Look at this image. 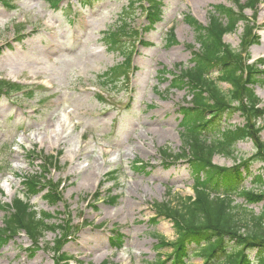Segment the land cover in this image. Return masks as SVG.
Segmentation results:
<instances>
[{
	"label": "rangeland",
	"instance_id": "rangeland-1",
	"mask_svg": "<svg viewBox=\"0 0 264 264\" xmlns=\"http://www.w3.org/2000/svg\"><path fill=\"white\" fill-rule=\"evenodd\" d=\"M129 3L95 0L80 5L78 0H61L53 11L45 0L0 2V79L25 87L0 96V204L14 198L25 201L26 196L36 212L50 216L49 225L60 224L68 213L75 231L62 251L82 264L165 260L170 249L156 251V236L174 241V229L169 219L155 214L153 205H177L179 199L192 196L194 184L186 163H166L158 153L177 154L182 146L179 108L188 106L190 97L186 90H168V85L170 72L188 68L192 50L198 49L184 16L206 26L213 6L233 5L232 0H159L160 19L150 25L147 3L133 8ZM125 15L140 30L137 40L142 44L135 42L133 47L128 80L113 83L105 73L123 56L108 48L109 38L103 33L115 29ZM255 20L259 39L248 50L250 62L264 57V0ZM171 28L176 43L168 45ZM241 35L239 24L223 41L239 51ZM159 71L168 75L160 77ZM98 84L108 91L102 93ZM218 85L224 92L229 89ZM254 93L264 101V86L256 85ZM242 123L238 114L228 120L231 127ZM260 124L264 142V121ZM32 150L58 158L48 175L52 183L60 182L56 202L44 198L46 190L31 195L23 185V176L39 172L38 162L26 158ZM253 151L251 141L238 142L233 155L214 156L213 163L229 168ZM251 167L254 175L260 173L259 163ZM241 184L246 191L253 187L249 178ZM96 191L98 200L93 199ZM230 194L234 205L254 214L264 206V201L248 205L240 190ZM5 213L0 210V227ZM112 231L123 236L120 249L110 242ZM56 234L45 233L40 250L25 234H18L0 248V264H53L52 254L43 247L51 246ZM196 250L187 264H202Z\"/></svg>",
	"mask_w": 264,
	"mask_h": 264
},
{
	"label": "trees",
	"instance_id": "trees-1",
	"mask_svg": "<svg viewBox=\"0 0 264 264\" xmlns=\"http://www.w3.org/2000/svg\"><path fill=\"white\" fill-rule=\"evenodd\" d=\"M60 1L46 0L54 10H58ZM145 1L148 4L146 13L152 25L159 19V2ZM232 1L231 8L213 6L206 26H201L190 16H184L185 23L195 34L199 49L191 53L189 68L180 69L178 73L170 72L172 79L169 88L186 90L191 100L190 106L180 108L185 118L180 152L169 154L161 150L160 154L166 163L171 160L186 163L194 182L193 196L179 199L177 205L170 202L153 205L155 214L169 219L174 229V241L165 242L162 237L157 238V249L170 248L166 255V261L170 264H187L194 247H197V255L204 258L202 264H264V206L258 214H254L252 210L234 205L230 194L239 189L244 178H251L253 190L242 191L246 203L251 205L264 201V142L259 137L263 129L259 122L264 121V102L260 108L261 102L254 93L255 85L264 86V69H261L264 58L248 63V49L258 42L252 20L261 0ZM139 2L131 0L130 8ZM246 9L252 11V19L244 15ZM125 18H129V15H125ZM239 23L243 25V30L239 51H234L222 42V37L234 32ZM137 35L138 32L124 18L120 19L115 29L105 34L109 38L108 48L124 58L123 64L105 74L107 78H112L111 82L119 76L126 79L132 53L130 44ZM167 37L169 43H175L173 31ZM214 73L216 79L211 78ZM218 83L227 84L229 89L222 91ZM14 89H19L18 85L0 80V95ZM234 114L243 119L241 126L231 127L227 123ZM244 140H250L253 144L254 153L250 158L229 168L212 162L215 155L231 156L234 146ZM26 157L31 162L40 161L39 173L24 177L23 185L28 193L34 195L44 189V198L48 202L59 200V183H52L46 177L56 158L38 155L34 150L27 152ZM253 163L261 164L257 175L251 170ZM219 191L222 192L221 196L217 194ZM3 209L6 213L0 227V248L22 233L36 249L45 233L57 232L52 246H47L53 254L54 264H69L73 259L61 253L74 230L68 221L57 225L47 224L50 216L36 212L28 204V198L26 202L14 198L11 205L0 204V210ZM121 240L122 236L116 232L110 238L116 248H120ZM154 264L164 262L158 260Z\"/></svg>",
	"mask_w": 264,
	"mask_h": 264
},
{
	"label": "bare ground",
	"instance_id": "bare-ground-1",
	"mask_svg": "<svg viewBox=\"0 0 264 264\" xmlns=\"http://www.w3.org/2000/svg\"><path fill=\"white\" fill-rule=\"evenodd\" d=\"M94 178H95V176H94ZM195 248H197V247H194V249H195Z\"/></svg>",
	"mask_w": 264,
	"mask_h": 264
}]
</instances>
